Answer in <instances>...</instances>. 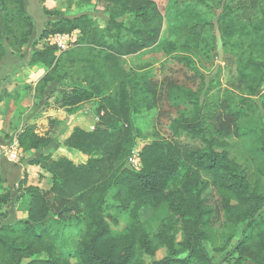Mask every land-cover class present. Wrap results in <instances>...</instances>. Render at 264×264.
Masks as SVG:
<instances>
[{"label": "trees", "instance_id": "1", "mask_svg": "<svg viewBox=\"0 0 264 264\" xmlns=\"http://www.w3.org/2000/svg\"><path fill=\"white\" fill-rule=\"evenodd\" d=\"M193 1L207 5L205 0ZM207 6L215 13L224 45L230 40L246 38L248 23L237 20L229 0H219L215 10ZM110 9L108 21L101 28L95 26L88 14L82 13L62 15L48 21L42 30L41 38L45 39L52 34L80 33L77 40L80 45L70 49L68 56L81 69L87 85L67 84L60 79L56 84L75 90L69 104L97 94L99 122L91 131L76 128L66 140L69 148L89 156L85 163L75 164L66 158L52 160L50 152L43 154L44 166L52 177L50 187L43 190L22 179L13 188L18 192V208L26 213L24 219L3 222L7 217L4 208L13 193L0 175V264L8 257L5 264L12 261L14 264H146L137 259L138 255L150 257L149 264H224L227 256L239 250L246 239L228 251L221 262H215L204 245L210 239L214 222L218 218L224 228H231L223 245L215 248L224 252L235 230L240 226H245L244 232L251 228L264 207V99L259 103L252 99L264 84V7L258 4L256 14L248 18L255 36L245 43L247 57L239 66L241 93H237L236 101L240 110L212 113L209 95L217 81L201 72L197 73L199 80L195 87L169 80L160 91L159 98H165L171 107H178L179 103L192 106L191 114L175 120L172 129L174 133L184 132L198 140L201 146L185 154L190 170L166 200L167 215L162 217L160 228L152 237L139 220V212L146 206L156 210L166 199L167 189L176 177V156L161 139H154L140 149L138 167H130L129 159L143 137L128 124L114 128L113 123L129 122L130 98L139 81L136 73L113 62L117 56L137 54L156 44L160 13L151 0H115ZM126 13L131 19L129 25L119 20ZM210 23L202 20L190 27L182 42L196 46ZM34 27L26 0H0V61L6 52L5 45L22 50L29 43ZM96 48L102 49L103 55ZM55 51V46L46 42L31 53L27 64L53 69L57 60ZM186 59L190 68H195L193 60ZM52 73L44 80L54 81L57 73ZM186 78L191 77L186 75ZM210 120L216 131L213 135ZM230 133L245 139L249 153L256 159L254 171L250 172L230 156L224 138ZM16 138L23 153L38 152L53 141L39 135L31 125L20 128ZM108 205L129 215L131 223L123 232L113 230L119 223L118 214L107 211ZM53 208L58 216L55 223L62 227L60 233L50 220ZM71 210L84 214L85 231L64 222L65 213ZM70 233L77 238L76 242ZM162 248L167 254L154 259ZM4 256L6 259H2ZM241 263V259L236 261Z\"/></svg>", "mask_w": 264, "mask_h": 264}, {"label": "rangeland", "instance_id": "2", "mask_svg": "<svg viewBox=\"0 0 264 264\" xmlns=\"http://www.w3.org/2000/svg\"><path fill=\"white\" fill-rule=\"evenodd\" d=\"M114 1L26 0L27 11L35 26L33 34L29 43L23 47V50L16 51L6 44V52L0 62L4 60L19 62L22 64V68H25L21 70V76L28 80L38 79V81L35 87L30 83L26 84L21 94L17 97H7L5 103L0 105L1 118L6 121L4 132L8 131L6 134L8 138L7 144L13 141L14 135L25 125L27 118L46 102L48 92L51 89L47 87L51 83H56L60 79L67 84L87 85L80 72L81 69L68 56L70 55V49L80 45V42H77L80 38L78 31L72 33L73 38L76 40L75 44H72L68 48L69 50L56 54L57 60L53 69L45 70L44 68L27 64L31 53L42 48L48 42V38H41L42 30L47 22L53 21L62 15L73 16L85 13L94 20L95 26L101 28L108 21L111 11L110 7L113 6ZM229 1L231 6L235 8L234 14L237 20L247 21L248 23L245 39L230 40L225 45L222 43L216 25L215 13L212 12L213 10H209L207 6L209 5L215 10L219 5V0H205L207 5L196 3L193 0H151L160 13L161 25L158 41L152 47L137 54L117 56L115 62H113V64L119 65L127 71L136 73L139 81L134 87L130 98L132 104L129 122L114 121L113 127L118 128L128 124L133 132L140 133L143 139L134 151H140L145 143H149L154 139H161L167 144L169 151L176 156V177L167 189L166 199L156 210L146 206L139 212V220L151 237L158 232L162 217L167 215L166 200L172 197L174 191L179 188L184 176L190 170V165L185 160V154L189 150L201 146L198 140L192 139L186 133L173 132L172 126L175 120L182 116H189L192 106L186 103H179L178 107H171L165 98H159L164 84L169 80H175L184 85L195 87L199 80L197 73L201 72L207 76H214L217 82L209 95L210 111L217 115L223 112L231 113L240 110L236 101L237 93H241L238 81L240 79L239 66L247 57L248 50L246 49L245 52V43L255 36L248 18L256 14L258 4L264 7V0ZM239 5L243 7L237 8ZM119 20L126 25L131 22L128 13L120 17ZM202 20L212 23L206 26L199 43L196 46L183 43L181 38L185 32ZM219 50H221V55H219ZM96 51L103 55L102 49L96 48ZM188 57L193 60L195 68H190L188 65V60L186 59ZM52 71L57 73L56 79L52 82L50 79L44 80L48 79L47 77L50 75L52 76ZM186 75L191 78L187 79ZM94 95L89 99H93L96 104H99L100 97L97 94ZM252 99L257 103L264 99V84ZM210 126L211 135H213L216 131L211 124V120ZM224 138L229 144L227 150L230 156L245 165L250 172L254 171L256 159L249 153L248 147L244 143L245 139L234 133H230ZM57 146L58 142L53 139L47 148L33 154V157L20 154L17 160L12 161L5 156L13 164H18L24 160L26 166L24 165L22 178L16 184L10 185L6 183L12 188L13 195L10 203L4 208L8 217L3 219V221L11 223L22 217L23 211L18 208L20 201L16 197L18 192L13 189L22 179H25L26 184L36 185L43 190L50 187L52 183L51 173L44 166L42 156L49 152L51 155L55 154ZM83 159H86V156ZM136 160V157H133L129 161L130 167H138ZM262 188L264 189V179H262ZM107 211L111 213L117 212L110 205L107 206ZM117 214L118 226L112 228L115 232H123L130 225L131 219L126 212H117ZM64 216L65 223L76 225L81 232L86 230V222L83 219L84 214L82 212L71 210L66 212ZM57 218V212L53 208L50 220L51 223H54L57 233H60L62 227L61 224L55 223ZM244 227L240 226L235 230L234 237L226 251L217 252L215 248L223 245L226 235L231 233V228H224L221 221L217 218L209 232L210 239L204 243L208 254L215 262H221L228 251L240 240L246 239L245 244L239 250L227 256L224 264H236L238 259L242 260L241 264H264V207L256 216L255 224L251 228L246 229L245 232ZM69 235L75 242L77 241L73 233ZM166 254L167 252L162 248L158 250L154 259H160ZM2 259H6V257L4 256ZM137 259L146 264L151 262V258L147 255H138ZM7 261H9V257L4 264ZM10 261L12 260L10 259ZM14 262L12 261L11 264H14Z\"/></svg>", "mask_w": 264, "mask_h": 264}, {"label": "crops", "instance_id": "3", "mask_svg": "<svg viewBox=\"0 0 264 264\" xmlns=\"http://www.w3.org/2000/svg\"><path fill=\"white\" fill-rule=\"evenodd\" d=\"M22 67L19 62L6 60L0 62V105L5 103L7 97H17L21 94L26 84L30 83L33 87L36 86L38 79L28 80L21 76V70L25 69ZM47 88L51 89L48 92L46 102L27 118L25 125H31L39 135L55 139L58 142V148L50 159L66 158L75 164L85 163L88 160V155L77 149L69 148L66 145V140L76 128L91 131L96 127L100 116L97 112L98 104L93 99L84 98L79 102L69 104L76 94L74 89L54 82ZM5 125L6 121L0 115V175L5 179L6 183L14 185L22 178L23 168L26 164L24 160L18 164H13L3 154L2 148L7 145L8 141L6 136L8 131L4 132ZM16 135H14L13 139H17ZM36 153H33V151L22 152L21 155L33 157V154ZM85 156L86 159H83ZM25 217L26 213L22 212L20 219ZM3 222L6 223L5 221Z\"/></svg>", "mask_w": 264, "mask_h": 264}, {"label": "built area", "instance_id": "4", "mask_svg": "<svg viewBox=\"0 0 264 264\" xmlns=\"http://www.w3.org/2000/svg\"><path fill=\"white\" fill-rule=\"evenodd\" d=\"M75 32V31H74ZM72 32V33H74ZM72 33H64V34H52L48 37V42L50 45L55 46L56 54L62 53L66 50H68V48H70V46L72 44H75L76 40L75 38H73V34ZM3 154L10 160L15 161L17 160V158L19 157V155L22 153L21 149L19 148L17 139H13V141L7 145H5L2 148ZM133 157H136V161L139 165V150L134 151L132 156L130 157L129 161L132 160Z\"/></svg>", "mask_w": 264, "mask_h": 264}, {"label": "water", "instance_id": "5", "mask_svg": "<svg viewBox=\"0 0 264 264\" xmlns=\"http://www.w3.org/2000/svg\"><path fill=\"white\" fill-rule=\"evenodd\" d=\"M219 55H221V50H219Z\"/></svg>", "mask_w": 264, "mask_h": 264}]
</instances>
